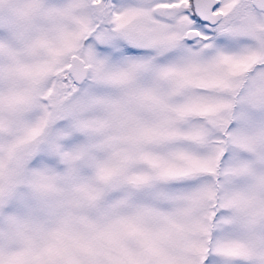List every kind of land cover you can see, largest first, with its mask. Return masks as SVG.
I'll use <instances>...</instances> for the list:
<instances>
[{
    "label": "snow or ice",
    "instance_id": "6c2138e0",
    "mask_svg": "<svg viewBox=\"0 0 264 264\" xmlns=\"http://www.w3.org/2000/svg\"><path fill=\"white\" fill-rule=\"evenodd\" d=\"M0 264H264V0H0Z\"/></svg>",
    "mask_w": 264,
    "mask_h": 264
}]
</instances>
